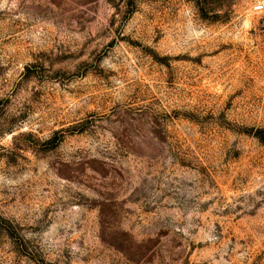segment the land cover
<instances>
[{
	"label": "rangeland",
	"instance_id": "obj_1",
	"mask_svg": "<svg viewBox=\"0 0 264 264\" xmlns=\"http://www.w3.org/2000/svg\"><path fill=\"white\" fill-rule=\"evenodd\" d=\"M262 0H0V264H264Z\"/></svg>",
	"mask_w": 264,
	"mask_h": 264
},
{
	"label": "built area",
	"instance_id": "obj_2",
	"mask_svg": "<svg viewBox=\"0 0 264 264\" xmlns=\"http://www.w3.org/2000/svg\"><path fill=\"white\" fill-rule=\"evenodd\" d=\"M254 9L256 11H261V10H264V0H262L261 2H259L258 4H256L254 6Z\"/></svg>",
	"mask_w": 264,
	"mask_h": 264
}]
</instances>
